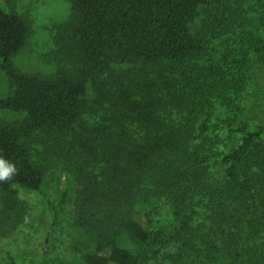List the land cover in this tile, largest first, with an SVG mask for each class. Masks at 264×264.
Here are the masks:
<instances>
[{"label": "trees", "instance_id": "trees-1", "mask_svg": "<svg viewBox=\"0 0 264 264\" xmlns=\"http://www.w3.org/2000/svg\"><path fill=\"white\" fill-rule=\"evenodd\" d=\"M68 1L72 15L48 55L58 69L45 75L15 64L33 25L0 0V69L9 90L0 113H28L0 119V157L17 169L0 182V236L28 220L21 190L41 191L52 174L62 203L73 201L78 264H187L204 201L222 212L248 209L221 222L220 243L207 232L211 262L264 264V126L235 127L236 118L215 113L249 84L252 56L264 63V37L239 19L248 0H237V8L228 0ZM256 1L262 11L264 1ZM202 8L218 11L209 25L214 34L241 29L223 63L200 62L207 32L193 33L192 24ZM122 65L128 68H116ZM224 129L241 136L228 152L212 136ZM217 160L224 175L214 172Z\"/></svg>", "mask_w": 264, "mask_h": 264}, {"label": "rangeland", "instance_id": "rangeland-1", "mask_svg": "<svg viewBox=\"0 0 264 264\" xmlns=\"http://www.w3.org/2000/svg\"><path fill=\"white\" fill-rule=\"evenodd\" d=\"M8 10H15L19 14L28 18L33 25V33L24 49L14 58L15 64L23 73H43L53 74L58 69V64L51 60L48 55L55 48V35L58 26L68 21L72 15V3L68 0H1ZM232 8H237V0H228ZM264 1V0H263ZM261 11L258 1L248 0L239 9L240 21H245L249 29L254 30L256 35L264 37V25L260 22ZM200 16L192 24V31L207 32V57L200 59L202 65L212 63H223V56L228 46L237 45V36L241 29L238 26L235 33L226 37L222 34H214L209 25H212L213 14H217L216 9L208 15L206 9L200 10ZM228 14V12H227ZM239 25V24H238ZM209 29V30H208ZM211 29V30H210ZM231 42V43H229ZM253 57L249 84L245 90L238 94L233 93V103L231 105H216V116L222 120L229 116L236 118L235 127L243 124L250 126H264V63L257 61ZM117 69H126L127 65L117 66ZM7 77L0 69V99L8 95ZM96 89L90 83L88 85V99L96 97ZM28 116L26 111L4 110L0 113L3 123H12L24 120ZM215 116V118H216ZM88 121H95L97 117L86 116ZM221 143L218 150L228 152L234 146L241 143V136L231 133L228 129L221 130L216 134ZM214 172L217 176L224 175L225 167L221 161L217 160L214 164ZM60 183L56 177L49 174L46 178L41 191L21 190L22 199L28 204V220L14 231H7L0 236V264H12L11 257L18 264H78L79 257L72 250L75 230L73 227L75 210L73 201L69 204L62 203V192ZM201 202L197 208V217L193 223L200 226L196 233L189 237L194 239L195 248H188L184 252V260L187 264H220L212 263L207 257L209 246L205 240L209 239L207 232H212L216 243H220L221 230L223 223L228 221V216L237 215L240 219L248 212L247 207L240 205L234 206L229 211L222 212ZM3 208V198L0 195V210ZM254 210V209H253ZM247 216V215H246ZM244 219V218H243ZM244 225V223L242 222ZM245 228V227H244ZM223 235V234H222ZM206 238V239H204ZM151 261L150 264H153Z\"/></svg>", "mask_w": 264, "mask_h": 264}, {"label": "clouds", "instance_id": "clouds-1", "mask_svg": "<svg viewBox=\"0 0 264 264\" xmlns=\"http://www.w3.org/2000/svg\"><path fill=\"white\" fill-rule=\"evenodd\" d=\"M17 174L15 165L0 157V182L11 180Z\"/></svg>", "mask_w": 264, "mask_h": 264}]
</instances>
